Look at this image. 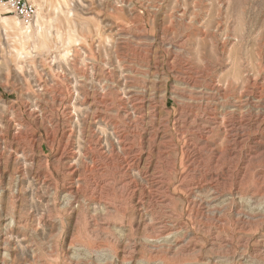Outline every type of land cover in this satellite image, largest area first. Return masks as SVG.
I'll return each mask as SVG.
<instances>
[{
  "label": "rangeland",
  "instance_id": "374dc122",
  "mask_svg": "<svg viewBox=\"0 0 264 264\" xmlns=\"http://www.w3.org/2000/svg\"><path fill=\"white\" fill-rule=\"evenodd\" d=\"M29 1L0 3V264H264V0Z\"/></svg>",
  "mask_w": 264,
  "mask_h": 264
},
{
  "label": "built area",
  "instance_id": "2783aa9c",
  "mask_svg": "<svg viewBox=\"0 0 264 264\" xmlns=\"http://www.w3.org/2000/svg\"><path fill=\"white\" fill-rule=\"evenodd\" d=\"M0 3L26 21H32L37 15L36 6L29 0H0Z\"/></svg>",
  "mask_w": 264,
  "mask_h": 264
},
{
  "label": "bare ground",
  "instance_id": "6f19581e",
  "mask_svg": "<svg viewBox=\"0 0 264 264\" xmlns=\"http://www.w3.org/2000/svg\"><path fill=\"white\" fill-rule=\"evenodd\" d=\"M64 3H66V2H64ZM39 33H40V32L38 31V34H39ZM42 42H43V41H42ZM75 93H76V92H75ZM84 95H85V94H84ZM85 96H86V95H85ZM85 96H84V97H85ZM72 105H73V104H72ZM65 107H66V106H65ZM67 107H68V106H67ZM73 107H74V106H73ZM36 108H37V107H36ZM30 109H31V108H30ZM42 109H43V108H42ZM69 109L71 110V108H69ZM73 109H74V108H73ZM73 109H72V110H73ZM75 109H76V107H75ZM44 110H45V109H44ZM25 111H26V110H25ZM64 111H65V109H64ZM66 111H67V110H66ZM67 112H68V111H67ZM67 112H66V115H67ZM70 112H71V111H70ZM74 112H75V111H74ZM42 113H43V112H42ZM72 113H73V112H72ZM70 114H71V113H70ZM38 115H39V114H38ZM39 116H40V115H39ZM139 134H140V133H139ZM117 139H118V138H117ZM120 143H121V142H120ZM147 143H148V142H147ZM152 143H153V142H152ZM140 144H141V143H140ZM127 145H128V144H127ZM163 149H164V148H163ZM158 150H159V149H158ZM123 152H124V151H123ZM68 155H69V154H68ZM78 155H79V154H78ZM85 155H86V154H85ZM141 156H142V155H141ZM146 156H147V155H146ZM136 157H137V156H136ZM138 158H139L138 161L142 160V158H140V156H139ZM72 159H73V158H71L70 160H72ZM135 159H136V158H135ZM83 160H84V159H83ZM79 161H80V160H79ZM138 161H137V162H138ZM137 162H136V163H137ZM69 163H70V162H69ZM71 163H72L71 166H72L73 170L76 171V168H75L76 165H75V166L73 165V161H72ZM132 163H133V162H132ZM147 163H148V162H147ZM134 165H135V164H134ZM139 165H140V164H139ZM77 169H78V168H77ZM129 169H130V167H129ZM77 171H78V170H77ZM76 174H77V173H76ZM77 189H78V188H77Z\"/></svg>",
  "mask_w": 264,
  "mask_h": 264
}]
</instances>
